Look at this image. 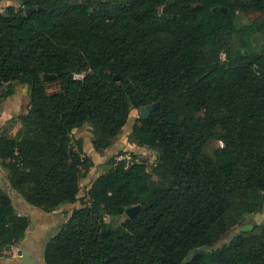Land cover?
Wrapping results in <instances>:
<instances>
[{
	"label": "trees",
	"instance_id": "obj_1",
	"mask_svg": "<svg viewBox=\"0 0 264 264\" xmlns=\"http://www.w3.org/2000/svg\"><path fill=\"white\" fill-rule=\"evenodd\" d=\"M234 1L23 0L0 12L2 96L20 81L31 99L25 136L0 134V163L31 205L53 212L80 193L93 160L76 129L95 123L94 149H107L131 106L159 104L133 129L160 147L154 170L111 159L87 202L61 213L44 264H264V220L215 248L264 199V0ZM238 9L257 15L238 25ZM145 195L134 216L107 221ZM29 224L0 186V256Z\"/></svg>",
	"mask_w": 264,
	"mask_h": 264
},
{
	"label": "rangeland",
	"instance_id": "obj_2",
	"mask_svg": "<svg viewBox=\"0 0 264 264\" xmlns=\"http://www.w3.org/2000/svg\"><path fill=\"white\" fill-rule=\"evenodd\" d=\"M71 1L74 3L84 2V0ZM236 3L237 7H241V3L243 2L241 0H236ZM8 6L20 8L23 6V0H0V12L5 11ZM256 15L257 13H254L252 11H243L238 9L236 12V22L238 25L248 24L255 18ZM45 80L47 82V88L49 92H55L59 90V81H51L52 79H50L48 76L45 77ZM14 85L15 93L8 98H4L2 96L4 87L0 88V134L14 138L16 140H21L25 136L26 131L25 126L21 120V116L27 114L30 110V89L26 84H23L20 81H15ZM208 114V108L202 109L196 115L192 129H200L205 123ZM142 115L143 113L140 108L131 106L129 118L124 128L112 141L110 147L100 151H96L93 146L94 140L100 133V130L95 123L88 121L81 128L76 129L72 133V142L74 144H77L80 141L83 143L86 149L85 154L93 160V165L89 169L87 176L81 179V191L80 193H78L76 198L71 202L65 203V205L63 206L58 207L61 210V212H59L60 214L63 213V211H67V213H69L70 215L73 210L82 207L87 202L86 188L91 182L96 180L98 176L111 170V159H126L128 163H143L147 166L148 171L152 172L154 170L161 157L160 147L157 145H139L137 139L133 134V129L136 124H139ZM15 175L16 174L12 173L8 167L0 163V186L3 190L7 191L11 197L14 198V201L16 202L18 207H20V192L14 187V181L16 179ZM153 181L155 187L161 184L159 177L156 175H153ZM14 189H16L18 192H16ZM147 199L148 195L139 196L138 203L133 207L142 206L144 203H146ZM26 217L30 220V224L23 237L24 239H22L24 241L28 237V235L36 236L38 239L36 250L38 252V247L42 246L44 241L47 240L48 242L51 239V234L53 233V231H40V229L36 228V226L33 224V220L31 219V217ZM128 217L129 215L127 214V212H125L123 216L113 219V221L112 218L108 217L107 221L114 225H117L119 222ZM263 220L264 199L262 200V205L256 211L246 216L244 225L251 224L254 228ZM240 229L241 226L232 227L223 237V239L218 242L215 248L231 241L237 234H239ZM20 257H23V255L20 254ZM40 259L41 257L38 256L36 260L39 261Z\"/></svg>",
	"mask_w": 264,
	"mask_h": 264
},
{
	"label": "crops",
	"instance_id": "obj_3",
	"mask_svg": "<svg viewBox=\"0 0 264 264\" xmlns=\"http://www.w3.org/2000/svg\"><path fill=\"white\" fill-rule=\"evenodd\" d=\"M84 151L86 152L85 147ZM93 182L89 184V186L86 188V191L89 190ZM80 186H82V183H80ZM14 190L18 192L16 189ZM19 195L20 207H18V205L14 201V198L12 197L17 215L31 217V219L33 220V224L36 226V228L40 229V231H53V233L51 234L52 238L58 232L60 223L62 221V214L59 213L61 212L60 208L53 212H47L39 207L31 205L26 201L21 193H19ZM63 205H65V203L61 206ZM23 239L20 240V243L18 242L14 245H11L4 251V254L0 256V264H44L43 259L47 240L43 242L42 246L38 247V253L36 250V244L38 241L36 236L28 235V237L24 241ZM20 254H22L23 257H20ZM38 256L41 257V261L39 260L40 262L36 260Z\"/></svg>",
	"mask_w": 264,
	"mask_h": 264
},
{
	"label": "water",
	"instance_id": "obj_4",
	"mask_svg": "<svg viewBox=\"0 0 264 264\" xmlns=\"http://www.w3.org/2000/svg\"><path fill=\"white\" fill-rule=\"evenodd\" d=\"M234 2H235V4H237V3H236V0H235ZM241 4H243V3H241ZM33 11H35V8L28 9V10H27V13L30 14V13H32ZM263 48H264V46H263ZM46 76H48L50 79H54V78H55V75H46ZM46 76H45V77H46ZM44 79H45V78H44ZM158 106H159V104L156 103L154 106L141 107L140 109H141V111H142V113H143V116H144L145 118H147V117L149 116V114H150L151 112H153V110H154L155 108H157ZM140 209H141V206H139V207H131V208L127 209L126 212H127V214L129 215V217H132V216H134V215H135ZM16 214H17V211H16ZM252 229H253V225H251V224H246V225L241 226L240 232H246V231H250V230H252Z\"/></svg>",
	"mask_w": 264,
	"mask_h": 264
},
{
	"label": "built area",
	"instance_id": "obj_5",
	"mask_svg": "<svg viewBox=\"0 0 264 264\" xmlns=\"http://www.w3.org/2000/svg\"><path fill=\"white\" fill-rule=\"evenodd\" d=\"M219 146H221V147L223 146V142L222 141H219Z\"/></svg>",
	"mask_w": 264,
	"mask_h": 264
}]
</instances>
